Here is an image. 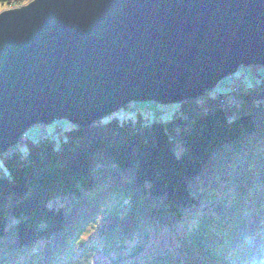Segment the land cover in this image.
<instances>
[{"label":"trees","instance_id":"obj_1","mask_svg":"<svg viewBox=\"0 0 264 264\" xmlns=\"http://www.w3.org/2000/svg\"><path fill=\"white\" fill-rule=\"evenodd\" d=\"M241 83L187 100L165 120L73 124L59 142L53 131L4 156L0 264H64L59 250L85 241L127 247L132 258L149 250V235L189 222L172 248L124 264H224L212 262L216 249L234 257L228 245L201 243L196 222L224 216L211 210L226 200L253 210L230 211L236 222L255 217L264 229V78Z\"/></svg>","mask_w":264,"mask_h":264},{"label":"water","instance_id":"obj_2","mask_svg":"<svg viewBox=\"0 0 264 264\" xmlns=\"http://www.w3.org/2000/svg\"><path fill=\"white\" fill-rule=\"evenodd\" d=\"M264 66V0H30L0 11V155L34 125L181 104Z\"/></svg>","mask_w":264,"mask_h":264},{"label":"rangeland","instance_id":"obj_3","mask_svg":"<svg viewBox=\"0 0 264 264\" xmlns=\"http://www.w3.org/2000/svg\"><path fill=\"white\" fill-rule=\"evenodd\" d=\"M10 6L11 4L6 6L0 5V11L9 9ZM263 78L264 66L253 65L241 67L233 75L223 78L215 89L207 93L216 91L228 93L232 89L233 82H235V84H242L241 82L244 81L247 86H251L255 85ZM178 105V103L163 105L154 101L132 102L127 107L108 115L106 118L118 116L120 119L132 117L134 119L141 118L145 121H153L155 119L165 120L172 116L173 112L178 108ZM72 126L73 124L67 119H59L49 124H38L29 128L23 136V142L11 147L6 153L0 156V167L3 169V174H8L4 156L12 154L17 148L22 152L26 151L28 149L29 140L35 142L42 134L46 135V133H49L51 135L53 131H57L58 134H61L56 137L57 142H59L65 130ZM211 211H226V213L224 216L213 215L210 219L208 217L203 222L199 220L196 222L201 243L216 240L219 242L220 246L224 248L227 247L229 243L230 245L227 251L234 252L237 255L235 260L233 257L230 259L225 255V252L216 249V252H212L214 257L212 262L233 264L235 261V264H264V229L262 230L260 228L261 230H255L260 227L258 218L251 217L246 225H242L243 222H236L235 217H231L233 212L230 211H253L252 208L238 202L232 206L229 201L224 200L220 209H213ZM237 223H239V225H237ZM189 225L190 222L185 226H180L177 232L173 231L169 234L149 235V250H145V252L138 256H133L132 258L129 257L130 250L127 247L113 250L112 244H108L105 248V243H96L93 241H85L80 244L64 246L59 250V255L63 258L64 264L131 263L133 260H137L138 258L141 260L143 257L150 254L149 252L152 251L151 249H157L159 252H162L168 250L169 247L172 248L170 244L173 243V245H175L176 242H178L177 236L182 237V234L187 232L188 228H190L188 227ZM257 225L259 226L257 227ZM257 233L260 235H256ZM133 241H136V239ZM140 241L143 242L144 238L139 239L138 242ZM201 253L204 254L203 252ZM75 257L77 258L74 260L73 258ZM215 259L217 260L215 261Z\"/></svg>","mask_w":264,"mask_h":264},{"label":"built area","instance_id":"obj_4","mask_svg":"<svg viewBox=\"0 0 264 264\" xmlns=\"http://www.w3.org/2000/svg\"><path fill=\"white\" fill-rule=\"evenodd\" d=\"M25 3V0H17L14 3L11 4L10 8H16Z\"/></svg>","mask_w":264,"mask_h":264},{"label":"bare ground","instance_id":"obj_5","mask_svg":"<svg viewBox=\"0 0 264 264\" xmlns=\"http://www.w3.org/2000/svg\"><path fill=\"white\" fill-rule=\"evenodd\" d=\"M20 143H21V141H20L19 143H17V144H20ZM17 144H16V145H17Z\"/></svg>","mask_w":264,"mask_h":264}]
</instances>
